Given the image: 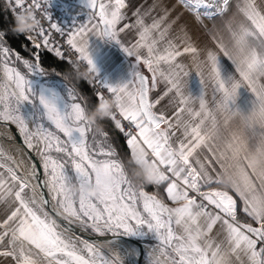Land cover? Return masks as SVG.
Listing matches in <instances>:
<instances>
[{
    "label": "snow or ice",
    "instance_id": "snow-or-ice-1",
    "mask_svg": "<svg viewBox=\"0 0 264 264\" xmlns=\"http://www.w3.org/2000/svg\"><path fill=\"white\" fill-rule=\"evenodd\" d=\"M7 2L13 15L17 7H42L40 0H31L27 7L26 0ZM86 2L92 15L67 32L51 22L48 7L42 13L49 22L47 29L35 15L36 28L24 35L31 48L22 44L30 52L27 58L7 45L6 32L0 30V123L15 126L29 151L40 145L36 153L40 169L33 162L23 177L0 163L8 173L5 178L0 172V202L7 203L11 198L5 218L0 220V246L7 238V247H0V258H11L13 264H124L125 259L140 264L142 256L146 264H264V165L248 162L251 151L264 153V0H178L219 52L197 46L198 37H193L187 22L180 23L182 12L164 24L175 6L169 9L163 0L143 14L137 6L133 11L135 21L122 27L119 25L127 19L124 10L129 0ZM48 4L49 0H44V5ZM155 7H161L163 15L145 23L144 17ZM176 25L177 37L168 38ZM53 30L67 36L66 43L78 54L77 59L92 67L95 83L118 99L107 119L125 138L130 155L148 159L151 154V161L160 168L159 179L151 186L158 188L166 183L171 204L155 191H147L146 186L133 183L122 160L116 158L119 153L109 132L99 128L94 131L93 124L86 120L87 100L75 88L34 83L36 76H61L55 68L50 73L45 71L44 51L71 67L77 66L62 47L52 42ZM126 30L136 33L135 40L127 45L120 39ZM221 32H227L230 43ZM90 33L116 41L133 59L129 80L113 84L97 79L98 69L89 50ZM165 40L161 50L159 44ZM202 51L210 66L214 108L208 106L199 67V92H184L183 78L190 72L180 58L187 55L202 64L204 61L198 60ZM14 62L21 63L28 75L11 66ZM141 64L148 75L140 70ZM87 82L93 85V80ZM241 86L253 94L247 110L234 106ZM153 92L158 93L155 98L151 97ZM172 94L169 103L178 105L172 116L155 111ZM95 95L98 99L104 94ZM196 101L198 108L189 106ZM185 113L188 120L183 119ZM177 130L181 138L174 146L172 137ZM199 150H206L211 159L205 156L201 160ZM53 152L66 159L54 157ZM213 163L219 165V171L209 170ZM41 170L46 177L42 183ZM224 174L229 176L227 185ZM73 182L94 183L99 194L91 198L66 191V185ZM45 187L55 201L52 211L56 215L75 218L83 230L91 229L101 238L110 234L106 243L111 255L88 240L81 239L77 248L73 239L58 230L49 212L41 215L30 206L25 190L32 191V203L39 196L43 208L49 201L37 189ZM217 226L218 235L223 236L219 240L212 236ZM119 237L153 242L142 250L117 243ZM112 247L119 251L111 252Z\"/></svg>",
    "mask_w": 264,
    "mask_h": 264
},
{
    "label": "crops",
    "instance_id": "crops-1",
    "mask_svg": "<svg viewBox=\"0 0 264 264\" xmlns=\"http://www.w3.org/2000/svg\"><path fill=\"white\" fill-rule=\"evenodd\" d=\"M107 2V0H105ZM154 3H158V0H129V7H127L124 11L127 14V19H125L121 25L123 26L124 23H132L135 21L136 17L133 16L134 9L137 8V6H140V12L143 14L147 12L151 6ZM163 4L166 5L169 9L173 8L175 6V10L171 12V15L168 17L167 20L164 21V24H167L170 20H172L178 13H183L181 16L180 23L187 22L189 29L192 32V35L194 38H197V46L204 48L205 46L207 48H211L214 51L219 52V49L216 48L215 44L209 39L208 36L203 34V29L199 27V25L196 24L193 17L189 12L183 9L182 5L178 3V0H163ZM78 9L84 11L87 15V21L89 16L92 15L91 10L89 9L86 0H78ZM163 15V12L161 10V7H155L148 15L144 17L145 23H151L153 18H158ZM86 21V22H87ZM93 23H96V20L92 21ZM205 23H208V21H205ZM177 28L178 25L173 26L172 29L168 32V38H175L177 37ZM225 42H229V37L227 32H221L220 33ZM136 38L135 30H126L121 36V41L127 45L128 43L134 41ZM166 40L162 41L159 44V48L161 50L164 49ZM177 43L180 41L177 39ZM89 50L93 57V60L95 62L96 68L98 69V74H100L104 81H108L110 83H118L127 81L131 78L132 74V65H133V59L129 57L121 48V46L113 40H110L108 37H101L98 35H95L94 33L89 34ZM143 54V52H142ZM181 62L185 63L187 65L186 70L190 72V76L183 78L184 83V92L185 95L189 93V91H192L193 94H197L200 90V85L198 81V77L196 76L197 67L202 69L203 77H204V91L206 94V99L208 101L209 108H214V102H213V85L209 79V73H210V66L208 65L207 61L205 60L204 52H201L200 57L198 60L204 61L202 64H198L197 61H193L190 56H183L180 58ZM140 70L143 71L146 75H148L146 69H144L143 65H140ZM237 79H239L237 75ZM160 91H163L164 85L161 84L159 86ZM158 93L153 92L151 93V97L155 98ZM174 94L172 96L167 97L165 100L162 101L160 105H158L155 108V111L157 112H165L168 116H172L173 112L175 111L176 107L178 106L176 103H169L173 99ZM216 99H220V95L216 94ZM253 99V94L244 86H241L238 89V95L237 99L235 101L234 106H238L243 110H247L249 107H251V100ZM190 107L198 108L199 102L196 101L195 103H190ZM184 120H188L189 117L185 113L183 116ZM198 122V121H197ZM181 138V133L179 130H177L176 136L172 137V143L175 146L177 140ZM0 148L3 149V155H0V163L12 167L17 170L18 172V166L13 162L14 158L11 154V151L8 150L5 142L0 138ZM197 155L203 160L205 156L210 155L206 152V150H199L197 152ZM8 157H11L12 159H9ZM212 168H215L216 171H219V165L213 163L209 170L211 171ZM0 172L3 173L4 177H8V173L4 168H0ZM213 187H220L219 185H213ZM29 193V192H28ZM30 194V193H29ZM26 195L24 193L25 199L30 202V206L35 209V204L32 203V196ZM165 195H166V202L171 204V201L168 200L167 194H166V183H165ZM11 202V198H9V201L7 203L0 202V220H3L5 218V212L8 209V203ZM219 227L217 226V229L213 231L212 236L213 238L219 240L222 239V234L218 235ZM2 248L7 247V238H5L4 245L0 246ZM0 264H13V261L11 258H0ZM41 264H43V261H41Z\"/></svg>",
    "mask_w": 264,
    "mask_h": 264
},
{
    "label": "clouds",
    "instance_id": "clouds-1",
    "mask_svg": "<svg viewBox=\"0 0 264 264\" xmlns=\"http://www.w3.org/2000/svg\"><path fill=\"white\" fill-rule=\"evenodd\" d=\"M35 12L32 9H21L16 11L13 15V23L10 25V29L14 35H26L31 33L36 28L37 20L33 17ZM91 66L81 69L77 64L76 67H72L71 70H66V77H74L77 80L84 79L85 81L91 80V74H93ZM118 99L115 96L98 97L97 103L91 109L86 110V120L93 124L98 125L99 122L107 119L113 113ZM248 162L253 166L264 165V153L259 151H251L249 153ZM128 165L130 167L131 176L134 182L138 186L154 185L159 179L160 168L158 164L151 161V159H142L139 154L130 155L128 159ZM224 184L229 182L228 174L223 176ZM66 191H70L76 195L81 193L86 197L94 198L99 194L100 189L94 184H76L69 183L66 185Z\"/></svg>",
    "mask_w": 264,
    "mask_h": 264
},
{
    "label": "trees",
    "instance_id": "trees-1",
    "mask_svg": "<svg viewBox=\"0 0 264 264\" xmlns=\"http://www.w3.org/2000/svg\"><path fill=\"white\" fill-rule=\"evenodd\" d=\"M13 23V14L7 4V0H0V30H4L6 32V43L8 46H10L12 49H15L16 52H19L22 57H30L29 50H26L25 47H22L23 45H27L28 48H31V45L27 40H25L24 35L14 36L12 34V31L10 29V25ZM42 66L44 67L46 72H51L53 68H55L59 73H61V76L56 75H49L45 77L46 79L56 81L59 80L63 82L64 84L71 86L75 88L84 98H86L87 103L85 104L86 110L91 109L95 106L97 103V97L92 89V87L89 85L87 81L84 79L77 80L73 76L66 77V70H71V66L66 63L60 61L58 58H56L53 54L48 53L47 51L42 52ZM15 59V57L13 56ZM17 66L23 73H27V69L19 62H16ZM66 77V80L63 79ZM81 103H84L83 100H81ZM97 128L108 131L111 137V142L115 145L116 149L118 150L119 156L116 157L118 159H121L124 163V167L126 172L128 173L129 178L133 181L135 185H137L131 176L130 167L128 165V159L130 157V150L126 146L125 138L117 131H115L112 127V122L109 119H105L101 122H99L98 125H93V130L95 131ZM98 140H103V137L97 136ZM89 140L91 141V134H89ZM138 186V185H137ZM146 190L149 192H156L159 198L163 199L165 202L166 195H165V184L160 185L158 188L154 186H146ZM241 220H244L243 216H240ZM90 233L94 234L91 229L87 230Z\"/></svg>",
    "mask_w": 264,
    "mask_h": 264
},
{
    "label": "built area",
    "instance_id": "built-area-1",
    "mask_svg": "<svg viewBox=\"0 0 264 264\" xmlns=\"http://www.w3.org/2000/svg\"><path fill=\"white\" fill-rule=\"evenodd\" d=\"M42 7L37 10L33 8L32 10L35 12V15L38 20L41 21V24L47 29L48 21L45 20L42 15L45 7H48V12L51 15V22L56 23L61 26L65 31L73 29L78 26L80 23H84L87 21V15L84 11L78 9V0H49V4L44 5V0H40ZM8 4V2H7ZM31 4V0H26L25 7ZM9 6V4H8ZM20 8H16V11H20ZM52 42L56 44V46L62 47V50L65 51L66 55H70L73 63L79 65L81 69L87 68L88 65L86 62L82 60H78V54L67 45L66 40L67 36H61L56 33L54 30L51 33ZM97 79L100 81H104L103 77L98 74ZM91 80H93V85L91 86L94 93L102 92L105 96H111L106 89H104L99 83H95V74H91ZM115 111V109H114ZM125 127H129L127 123H125ZM135 131V129H133ZM151 154L149 153V159H151Z\"/></svg>",
    "mask_w": 264,
    "mask_h": 264
},
{
    "label": "bare ground",
    "instance_id": "bare-ground-1",
    "mask_svg": "<svg viewBox=\"0 0 264 264\" xmlns=\"http://www.w3.org/2000/svg\"><path fill=\"white\" fill-rule=\"evenodd\" d=\"M0 80H3V72L2 70H0ZM3 129L4 132L7 134L8 137H12L10 139H12L14 141V143H7V146L14 152L15 156H16V164L17 166L20 168V170L23 172V174H28L31 170V165L33 164V162L36 163L40 162V160L38 159L36 153L39 151L40 145L37 143L36 148L29 151L25 145L22 143L23 139L20 136V134L17 132V129L15 126L12 125H5L3 124ZM31 127V125H29ZM17 144H16V143ZM34 143H36L34 141ZM32 184L36 185L37 181L35 179H32ZM38 192L41 191V188L37 189ZM44 198L47 199L49 201V204L47 206H43L47 211L50 207L54 208L55 207V201L52 200V195L49 193L48 191V195L44 194ZM39 201H40V197H39ZM117 243L119 244H131L134 245L128 241L122 240V239H118ZM100 245H102L105 249L110 248V246L105 242H100ZM119 251L118 248L116 247H112L111 248V252H117ZM126 263L131 264V261H129L128 259H125ZM146 264V262L144 263Z\"/></svg>",
    "mask_w": 264,
    "mask_h": 264
},
{
    "label": "water",
    "instance_id": "water-1",
    "mask_svg": "<svg viewBox=\"0 0 264 264\" xmlns=\"http://www.w3.org/2000/svg\"><path fill=\"white\" fill-rule=\"evenodd\" d=\"M146 75V74H145ZM3 123H0V138H2V140L7 144V143H14V141L10 138H8L7 134L4 132L3 129ZM16 143V142H15ZM24 144V141L22 142ZM17 144V143H16ZM25 145V144H24ZM36 167L37 169H40V162L36 163ZM46 179L45 175L43 174L42 170L40 173V182L42 183L44 180ZM41 191H43L44 194L48 195V190L47 188H42ZM52 207H50L48 209L47 212H49V214L56 220L58 221L64 228L68 229L70 232L74 233L76 236L78 237H82L90 242H94V243H100V242H105L108 239H111L110 234L108 236L105 237H99L97 234H92L89 231H85L83 230L78 223H76L75 221H73L71 218L65 219L63 215H56L55 212L52 211ZM118 239H122L125 241H128L136 246H138L139 248H141L142 250L146 247V243L142 242V241H137L135 239H128L126 237H119ZM146 262V257H141L140 258V264H144Z\"/></svg>",
    "mask_w": 264,
    "mask_h": 264
},
{
    "label": "rangeland",
    "instance_id": "rangeland-1",
    "mask_svg": "<svg viewBox=\"0 0 264 264\" xmlns=\"http://www.w3.org/2000/svg\"><path fill=\"white\" fill-rule=\"evenodd\" d=\"M12 60L15 61V59H14L13 57H12ZM11 66H14V67H16L19 71H21V70L19 69V67L17 66V63H16V62L12 63ZM21 72H22V71H21ZM22 73H23V72H22ZM24 74H25V73H24ZM25 75H28V73H26ZM29 78H31V77H29ZM33 80H34V83H35L37 86H40V85H42V84H44V83H47V84H49L50 86L57 87V88H60V89H62V88L64 87V83H63V82H61V81H59V80L52 81V80L46 79L44 76H36V77H33ZM5 144H6V143H5ZM6 146H7V144H6ZM105 146H107V145H105ZM7 148H8L9 151H11V154H12V156H13V158H14V161H15V164H16V156H15L14 152H13L8 146H7ZM52 155H53L54 157L58 158V159H61V160L66 159V157L63 156V154H57V153L53 152ZM16 166H17V164H16ZM17 168H18L19 175H21V176L23 177V176H24L23 172L20 170L19 167H17ZM73 183H74V182H73ZM28 192H29L30 194H29ZM25 194H26V195L29 194V195L32 196V198H33V193H32V191H31L30 189H26V190H25ZM34 204H35V210H36L39 214L43 215V212H44V211H47L44 207L42 208V206H41V204H40V201H39V196L36 197V202H35ZM50 216H51V215H50ZM51 217H52V216H51ZM52 218H53V217H52ZM71 219H72L73 221H75L76 223L79 224V222H77V221L75 220V218H71ZM57 224H58V230L61 231V232L63 233V235H64L65 238L73 239V240L75 241V243H76L77 248L81 247V243H80L81 239H83V240H86V239H84V238H82V237H78V236H76L74 233H72V232H70L68 229L64 228V227H63L58 221H57ZM142 242H145V243L147 244V243H152L153 241H142ZM96 245H97L98 247H101V248L106 252V254L111 255V253H109V252L107 251V249H105L102 245H100L99 243H96ZM85 254H86V253H85ZM124 264H128V263L124 262Z\"/></svg>",
    "mask_w": 264,
    "mask_h": 264
}]
</instances>
